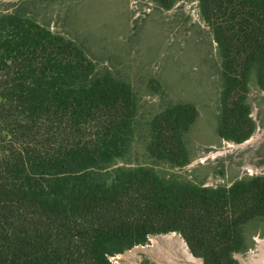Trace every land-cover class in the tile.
<instances>
[{"label":"trees","instance_id":"16d2710c","mask_svg":"<svg viewBox=\"0 0 264 264\" xmlns=\"http://www.w3.org/2000/svg\"><path fill=\"white\" fill-rule=\"evenodd\" d=\"M151 1L170 10L178 0ZM198 1L222 57L219 133L242 143L257 127L249 93L264 92V0ZM195 114L180 105L157 116L150 157L189 165L181 134ZM136 117L132 87L75 42L20 13L0 16V264H112L170 233L203 264H239L244 227L264 224V176L211 189L140 167L102 182L130 149Z\"/></svg>","mask_w":264,"mask_h":264},{"label":"rangeland","instance_id":"374dc122","mask_svg":"<svg viewBox=\"0 0 264 264\" xmlns=\"http://www.w3.org/2000/svg\"><path fill=\"white\" fill-rule=\"evenodd\" d=\"M20 13L55 34L75 42L104 70L128 83L136 96L137 124L130 149L115 165L103 170L101 181L111 183L118 169L147 167L167 178H180L205 188H229L235 182L264 176V92L251 89L248 101L256 123L242 143L219 133L224 100L222 57L213 27L205 22L198 0H178L166 10L151 0H0V16ZM214 23V21H212ZM180 105L196 110L194 122L181 134L191 163L172 167L150 157L153 120ZM176 246L154 249L151 236L110 256L112 264H203L178 233ZM246 244L235 254L239 264H259L264 224L244 227ZM181 244L197 262L189 263ZM187 253V252H186Z\"/></svg>","mask_w":264,"mask_h":264},{"label":"bare ground","instance_id":"6f19581e","mask_svg":"<svg viewBox=\"0 0 264 264\" xmlns=\"http://www.w3.org/2000/svg\"><path fill=\"white\" fill-rule=\"evenodd\" d=\"M178 242L179 241L172 235H164L161 239L154 241V249L157 251H161V249H164L165 245L176 246ZM260 249L262 251V255H260L259 257V264H264V242H262ZM179 250L182 253V256L185 258L186 261H188L189 263L197 262V259L193 255L188 253L189 249L186 245L181 244V247H179Z\"/></svg>","mask_w":264,"mask_h":264}]
</instances>
